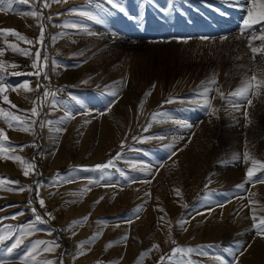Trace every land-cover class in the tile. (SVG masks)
Wrapping results in <instances>:
<instances>
[{
	"label": "rangeland",
	"instance_id": "1",
	"mask_svg": "<svg viewBox=\"0 0 264 264\" xmlns=\"http://www.w3.org/2000/svg\"><path fill=\"white\" fill-rule=\"evenodd\" d=\"M97 3L104 5V11L96 9ZM119 3L126 9L124 13L105 0H14L11 9H7L5 0L0 30H15L34 43L0 34V61L5 64L0 77L6 85L0 94V108L29 121L37 120V124L33 134L21 131L15 121L9 128L0 117V129L7 136L2 141L6 158L0 159V235L5 236L0 242V264H43L46 260L54 264H264V245L259 243L264 235L258 237L253 227L254 218L255 222L264 218V183L246 182L249 167L258 177H264V170L252 164L253 159L264 164V20L242 32L247 8L259 17L264 13V0H240V6L233 0ZM32 11L38 15H29ZM79 11L99 12L102 22L80 16ZM73 22L80 28L64 26ZM81 28L96 35H86ZM174 37L188 38V42H177ZM9 44L27 50L31 56L13 52ZM38 49L43 68L39 76H29L26 73L35 71L31 64ZM11 64L18 67L11 68ZM115 68L121 71L116 73ZM14 71L25 74L11 75ZM213 79L215 84L211 83ZM84 80L89 82L83 84ZM25 81L32 91L19 87ZM249 81L253 87L246 98L229 95ZM205 87L210 89L207 99L212 107L219 109L215 115L211 108L203 107L204 97L200 94ZM149 90L150 97H146ZM45 91L55 95L45 99ZM111 92L117 93L116 97ZM220 92L225 94L223 99ZM66 93L69 95L64 96ZM169 99L173 102L167 103ZM229 100L240 105L238 111L227 103ZM50 101L54 108L48 112ZM110 101L113 104L108 110ZM34 102L38 117L31 115ZM65 109L74 118L62 120ZM112 110L130 116L154 112L156 122L147 124L145 130L148 137L152 136L145 142L146 150L141 142H133V137L108 148L94 147L91 122L101 112ZM161 119L166 124H159ZM177 122L190 124L191 131L199 125L205 127L200 174L194 177L191 189L196 196L192 203L173 218L149 209H140L137 214L136 206L125 204L117 210L106 208L120 193L119 186L146 187L150 169L156 170L153 162L170 157L165 144L173 147L180 138ZM57 128L63 131L57 132ZM155 134L160 135L158 139L162 137L161 141L154 139ZM24 145L28 146L21 147ZM11 155L21 156L25 163L7 158ZM109 160L113 161L109 168H95ZM33 161L36 172L30 170L25 177L24 169ZM242 183L243 189L238 187ZM21 186H31L32 191L25 188L20 192ZM141 197L148 203L155 199L151 194ZM39 199L45 201V207L40 206ZM213 201L217 209L211 214L209 204ZM32 207L45 222H36L34 232L21 233L19 228L34 221ZM86 216V222L72 223ZM181 221L184 228L179 227ZM6 226L14 229L11 237ZM17 239L22 243L8 254L6 248ZM40 240H55L60 247L45 252L43 249L49 245H38L30 252ZM188 248L195 251L173 255L174 249Z\"/></svg>",
	"mask_w": 264,
	"mask_h": 264
},
{
	"label": "bare ground",
	"instance_id": "2",
	"mask_svg": "<svg viewBox=\"0 0 264 264\" xmlns=\"http://www.w3.org/2000/svg\"><path fill=\"white\" fill-rule=\"evenodd\" d=\"M119 70L120 69L115 68L114 72L118 73ZM63 95L67 96L69 94L66 93ZM53 103L54 102L50 101L47 105L48 112L53 110ZM130 105L131 107H134L132 104L127 106L130 107ZM153 114L154 112L151 110L135 113L133 116H130L131 113H118L115 110L109 111L103 115L99 114V116L93 118L90 125V132L92 133L91 138L94 147L100 149L108 148L114 146L116 143L118 144L123 138L133 137V142H141L140 145L143 146L142 149L146 150L148 146L145 142L147 140L149 141V139H145L148 137L145 130L147 129V124L156 122V116L152 117ZM166 122L167 121L161 119L159 124L164 125ZM177 129L180 134L179 140L173 147L165 144V146L171 151L169 153L170 157L165 161L164 158H162L153 162V165L156 166V170L150 169L152 171V173L149 172V180L151 183H146L147 185L144 188H138L136 184H131L127 188L122 186H119V188L116 187L120 193L116 199L110 201L105 206L106 208L117 210L121 204H125L130 208L136 206L140 209L155 210L158 213L164 212L165 214H168L169 217L173 218L182 207L192 203L196 196L193 195L191 189H193V184H195L194 177L200 174V165L198 163L200 161V148L202 147V141L204 139L205 127L204 125H199L191 131L188 127H181L179 125ZM159 136L155 134L153 137H155L154 139L161 141V139H158ZM143 155L145 159L148 160V156H146L147 154L143 153ZM133 156L135 155H132V157ZM189 164H192L191 168L189 167ZM153 173H155V176L151 178ZM189 176L191 178L190 180L188 179ZM233 176L234 175H231L230 177ZM177 190L180 192L179 196L176 195ZM146 193H150L155 197L152 203L142 201L141 195L144 197L146 196ZM139 195L141 199H139ZM254 195H252V197ZM209 205L212 208L211 214H214L217 209V204L213 201ZM260 241V245H264V240L262 242L261 237Z\"/></svg>",
	"mask_w": 264,
	"mask_h": 264
},
{
	"label": "snow or ice",
	"instance_id": "3",
	"mask_svg": "<svg viewBox=\"0 0 264 264\" xmlns=\"http://www.w3.org/2000/svg\"><path fill=\"white\" fill-rule=\"evenodd\" d=\"M13 2H14V0H7V5H6L7 9H11ZM19 2L20 3H28V0H19ZM89 2L91 3V0H89ZM105 2L107 3V5H110L112 8L118 9V11L121 12V13H124L126 11V9L123 6L120 5L119 0H105ZM233 2H234V4L236 6H240V0H233ZM253 3H255V0H253ZM4 5H5V0H0V11H4L5 10V7H3ZM95 7L99 11H104V5L102 3H97L95 5ZM261 7H264V5H262ZM69 11L70 12H77L76 9H69ZM247 13H248V15L243 21L244 28L242 29V32L245 31V30L252 29L254 24H261V21L264 20V13H262L261 16H259V17L253 16V9L252 8H247ZM28 14L31 15V16H37L38 15L37 12H35V11H32V12H30ZM77 14L80 15V16H83V17H87L90 20L96 21L97 23L102 22V18L99 16V12L94 14V13L89 12V11H79ZM64 26L65 27L80 28V25L77 22H73L70 25L66 24ZM40 29H41V32H40L39 42L42 43L43 39H44V26L42 24L40 25ZM80 30L84 31L85 34L89 35V36L96 35V33L91 32V31H89L86 28H81ZM2 33L11 34V35L15 36L17 39L24 40V41H26L29 44L34 43L32 40H29L27 37L20 35L18 32H15V30L3 29V30H0V34H2ZM173 39L177 40V42H183V43H187L188 42V38L174 37ZM202 39L207 40L208 38L204 37ZM262 39H264V37H262ZM8 47L13 52H18L21 55L31 56V53H29L27 50L18 48L14 44H9ZM252 51H253V53H256L257 49L253 48ZM82 54L83 53H81V55ZM2 55H3V51H0V56H2ZM40 59H41V52L38 49L36 51V53H35V59L33 60L32 64H31V67L35 71L26 73L27 75H29V76H32V75L39 76L40 75V73L42 71V68H43V65L40 64ZM44 60L46 62L47 61V57H45ZM10 67L11 68H16L18 66L16 64H11ZM4 70H5V64H4L3 61H0V72H2ZM23 74H25V73H21V72H18V71H14V72L11 73V75H15V76H19V75H23ZM89 79H91V77ZM252 79L254 80L255 77H253ZM88 82H89L88 80L82 81L83 84H87ZM211 83L215 84L216 83L215 79H213L211 81ZM261 84H264V81H262ZM201 86L204 87V82H202ZM19 87L23 88L25 91H32L33 90V89L30 88L28 81L22 82L19 85ZM40 87L41 86L38 83L37 84V89H39ZM97 87H99V85ZM154 87H155V85H153V89H154ZM252 87H253V85L251 84L250 81L246 82L243 87L238 88L237 90L231 92L229 95L231 97H236L238 99H244V98L247 97V94L252 89ZM5 90H6V85L3 83V77H0V94L4 93ZM209 91H210V89L205 87L204 92L201 93L200 95H202L204 97L203 107L205 109L211 108V114L215 115L219 111V109L213 108L211 103H210V101L207 99V95H208ZM150 94H151V90H149V92L145 93L146 96L150 95ZM49 95H53L54 96L55 93H50L49 91H45L43 93V98L46 99ZM110 95H112L113 97H116L117 93L111 92ZM224 95L225 94L223 92H220V96H221L222 99L224 98ZM3 99L5 101H8L7 95H4ZM72 99L76 100V97H72ZM172 102H173L172 99H169L167 101V103H172ZM227 103L232 104L234 110H237V111L239 110L240 105L238 103H233L231 100L227 101ZM248 103L249 104L251 103L250 99L248 100ZM112 104H113V101H110L108 110L111 109ZM42 105H43V100L41 101L39 107H42ZM12 107H16V106L12 105ZM64 111H65V114L61 118L62 120H67V119L74 118L73 114H72V112L70 110L65 109ZM87 114L88 113H85V115H87ZM100 114L103 115L104 112H101ZM244 114H245V116H247V112H245ZM31 115L33 117H38L39 116L38 106L35 104V102H34V106L31 108ZM163 115H167V113H163ZM0 117L5 119V121L8 123L9 128L13 127V123L12 122L15 121L17 123V125L19 126L20 130L23 131V132L33 131V126L37 124V120L33 119V120L29 121L27 117H21V116L13 115L12 113H7L2 108H0ZM48 123H51V122L49 121ZM85 123H88V121H85ZM177 123H180L181 127H191L190 124H186V123H183V122H177ZM42 126L43 125H41V127ZM56 131L60 132V131H63V129L57 128ZM33 134H34V131H33ZM145 139H149L150 140V139H152V137H146ZM161 139H162V137H161ZM3 140H7V136L5 134V131L3 129H0V159L6 158V150H5V148L3 147V144H2ZM27 146L28 145H24V146H21V147H27ZM32 146L35 147L36 145L32 144ZM123 146L124 145L122 143L121 147L123 148ZM7 158H10V159H13L15 161L21 162V164L25 163L23 158L21 156H19V155H11V156H8ZM247 158H248L247 155H245V159H247ZM252 164L253 165H258L259 166L258 170H264V164H261L260 161L253 159L252 160ZM112 165H113V161L109 160L105 164H97V165H95V168L98 169V170H104V169L109 168ZM36 169H37V166H36V164L33 161L32 163L27 165V167L24 169L23 174H24L25 177H28L30 175V170L32 172H36ZM246 182H251V183L260 182V183H264V177H258L256 175V172L253 170V168L249 167L247 169ZM2 183H3V180H0V184H2ZM10 183L19 184L20 182L19 181H10ZM145 183H151V181H145ZM238 187L243 189L244 188V184L242 183V184L238 185ZM25 188H27L28 191H32V187L31 186H21L19 188V191L23 192L25 190ZM7 190L8 191H14V189H11V188H9ZM87 190H89V189H85V191H87ZM72 195H76V193H72ZM146 195H150V193H146ZM176 195L177 196L180 195L179 190L176 191ZM100 199H103V197H101ZM99 202L100 201L97 200L95 203L98 204ZM29 203L31 204V201ZM39 204H40V206L42 208L45 207V201L43 199H39ZM220 206L222 207L223 205H220ZM31 211H32V213L34 215V221L24 225L21 228H19L18 230L21 233L34 232V231L37 230L36 226H35L36 222H40V223H44L45 222L42 219L41 215L37 212L35 207H32ZM139 211H140V208L138 207L136 209V213L138 214ZM209 211H211V209H209ZM22 214L23 213H19L18 215H22ZM45 214L49 218L54 219V217L52 216V213L46 212ZM12 218H15V216H13ZM0 219H3V218H0ZM87 219H88V216L84 217L83 221H73L72 223L73 224H78V223L86 222ZM161 219H163V217H161ZM128 223H131V220H129ZM178 224H179V227L184 228V223L182 221L178 222ZM6 227L8 228V236L11 237V235L14 234V229H13L12 226H6ZM253 227L257 230V235L258 236L259 235H264V218L260 219L258 222H255V218H254ZM184 230H186V229H184ZM49 234H51V233H49ZM96 235L98 236V235H100V233H97ZM93 238H95V237H93ZM127 238H128L127 236L124 237L125 240ZM4 239H5V236L4 235H0V242H2ZM21 243H22V241L17 239L15 243H13L10 247L6 248L7 253L11 254L13 252V250ZM38 245H49V246H46L43 249V251H45V252L54 251L56 247H60L59 243L57 241H55V240L47 241V242L43 241V240H40V241H36L32 245V249L30 250V252L31 251H35ZM51 246H54V247H51ZM109 246H111V242L109 243ZM177 251H181V252L186 251V252L191 253V252H193L195 250L192 249V248H188V249H174L173 250V255ZM241 254H243V253H241ZM25 259H27V258H25ZM161 259H163V258H161ZM218 259H219V257H218ZM43 264H54V262L50 261V260H46V261L43 262ZM138 264H139V262H138ZM237 264H238V262H237Z\"/></svg>",
	"mask_w": 264,
	"mask_h": 264
},
{
	"label": "crops",
	"instance_id": "4",
	"mask_svg": "<svg viewBox=\"0 0 264 264\" xmlns=\"http://www.w3.org/2000/svg\"><path fill=\"white\" fill-rule=\"evenodd\" d=\"M1 119V118H0ZM2 122V121H1Z\"/></svg>",
	"mask_w": 264,
	"mask_h": 264
}]
</instances>
